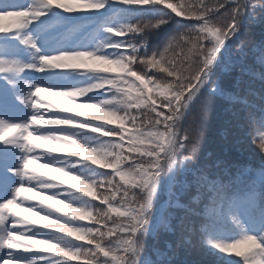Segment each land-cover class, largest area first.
I'll list each match as a JSON object with an SVG mask.
<instances>
[{
    "label": "snow or ice",
    "instance_id": "6c2138e0",
    "mask_svg": "<svg viewBox=\"0 0 264 264\" xmlns=\"http://www.w3.org/2000/svg\"><path fill=\"white\" fill-rule=\"evenodd\" d=\"M81 8H75L58 2V0H0V20L14 19L15 30L0 29V35L15 33L20 43L31 52V62H23L16 53H0V264H69L61 259L59 253L72 257H83L84 264H146L144 238L149 234V221L155 202L158 200L159 180L163 175L173 173L172 187L182 184L185 191L195 189V196L188 203H181L179 196L168 202L171 209L181 210L177 218L169 214L163 223L164 228L173 232L171 224L175 220L179 233L188 231L201 238V246L206 250H216L220 254L230 253L243 247V243L255 240L258 247L250 256L234 260L231 264H264V189L257 197L256 193L249 194L238 186L239 177L230 178L229 173H211L209 171H192L191 182L181 180L188 172L184 169L185 162L196 161L203 141V126L195 122L191 127H185L192 115V106L206 90L209 95L208 103L203 106L205 115L211 113L213 97L219 91L213 70L227 42L231 41L242 28L246 16L253 17L264 14V0H76ZM122 4L126 7L162 6L170 10L175 17L192 23L182 32L170 38L161 52L149 53L146 49V36L167 25L172 18L167 13L156 21L126 23L113 31L110 26L102 25L103 30L111 36L121 37L119 41H109L113 51H105L101 44L94 51L56 48L42 51L38 45L40 37H33L28 29L52 9L63 10L66 14L100 12L109 6ZM257 9L260 11L258 12ZM146 26L147 31H141ZM126 37V38H125ZM142 37L140 43L136 40ZM244 42L237 50L244 47ZM123 46L124 50H120ZM98 61L102 64L117 65L123 62L135 77L132 84H144L149 91L153 88L168 87L172 92L169 100L160 101L163 106L150 104L147 107H111L118 101L127 100L121 90L111 88L115 77L106 74L104 68H88L87 65L70 64L66 61ZM53 69H92L91 73L100 75V82L91 87L78 88L72 91L53 90L57 93H68L77 97L80 108L94 109L116 121V126L105 128L108 121L95 124L88 130H102V137H111L115 133L117 146L128 147V131L144 136L155 132L162 136L163 143L154 141L153 147L145 153L136 151L125 152L124 156L117 155L116 163L105 164L100 161V168L111 169L113 175L104 180L84 177L77 179L79 174L70 178L97 192L96 185L106 182L107 191L99 195L101 205L105 208L94 207L91 203L83 206L79 199L87 198L83 192L81 197L69 199L66 189L49 191L41 189V182H34L30 173L40 153L33 147L41 148L47 143H41L36 137H44L51 133H60L62 128H41L43 120L71 119L81 129L86 122H94L95 117H83L77 112L74 116L59 117L41 107L40 99L49 85L30 84L27 94L20 92L16 85L21 74L26 71L44 73ZM241 71L240 68L236 69ZM152 73V75H150ZM138 82V83H137ZM178 84L179 88L174 87ZM113 90L117 98L108 99L103 104L81 101L91 92ZM123 97V98H122ZM141 104L144 102L141 101ZM201 106V102L195 105ZM21 107L31 111L26 122H15L14 117ZM139 108V110H138ZM117 113H122L117 115ZM48 116L47 119L45 117ZM79 118V119H73ZM127 120L129 129L122 131L121 121ZM252 143L261 153H264V132L252 136ZM92 147V146H86ZM15 150V151H10ZM18 153V154H17ZM123 161V162H122ZM94 163V161H92ZM55 170V168L51 169ZM119 178V181L117 180ZM56 177H54L55 179ZM95 180V185L92 181ZM15 181V183H13ZM11 185V196L7 195ZM73 188V186L71 185ZM35 190L36 193H47L45 199L51 204L44 205L26 203L21 199L25 193ZM80 192V189H77ZM81 193V192H80ZM95 199V197H93ZM91 201V200H89ZM56 205H61L57 207ZM72 209L80 213L73 216ZM87 209V210H86ZM98 209L102 210L97 211ZM167 211V209H165ZM37 216L45 223L37 225L34 220L20 218V213ZM113 214L117 219H113ZM87 217L94 221L88 225L79 221ZM242 221H250L260 228L258 235H250L244 229ZM230 225L240 229L242 235L233 242L212 239L213 235L223 234ZM54 230H49L53 229ZM39 227L54 235L49 238L38 237L35 229ZM61 229L66 231L62 234ZM82 236L87 247H81L69 234ZM71 241V242H68ZM43 245L36 248L34 245ZM180 244H177L179 247ZM170 247V246H169ZM16 249V251H14ZM52 250L56 254L48 255ZM20 253L37 255L30 260L18 256ZM237 255H240L237 252ZM175 258V253L167 257L169 264Z\"/></svg>",
    "mask_w": 264,
    "mask_h": 264
},
{
    "label": "trees",
    "instance_id": "16d2710c",
    "mask_svg": "<svg viewBox=\"0 0 264 264\" xmlns=\"http://www.w3.org/2000/svg\"><path fill=\"white\" fill-rule=\"evenodd\" d=\"M170 2L174 3L175 0H170ZM117 5L120 6L117 13L106 15L103 19L101 16L108 13L113 8L112 6L93 15H91L92 12L81 13L84 16L98 17L97 20L92 22L93 32L98 35L97 42L93 45L94 50L101 44H105V51L111 52L114 49L109 41L115 42L122 39L105 32L102 25L110 26L115 31L126 23L156 21L167 13L172 17L169 23L154 32L148 33L146 36L147 51L149 53H158L164 49L171 37L184 31L192 23L191 21L175 17L170 10L163 9L159 5L151 7ZM78 11L87 10L79 7ZM257 11L259 12L260 10L257 9ZM141 40L142 37H138L136 42L140 43ZM241 41L245 45L242 49L237 50V46ZM120 50H124L123 46H121ZM75 64L87 65L88 68L107 69L106 74L115 77L110 87L121 90L124 93V96L127 97L128 108L137 107L138 105L139 107H147L150 104L163 106L160 101L169 100L173 95L168 87L153 88L149 91L144 84H139V87H137L136 84L130 83V81L135 80V77L129 68L124 66L123 62L117 65H109L98 61L84 60L76 61ZM237 68H240L241 71H237ZM73 71L83 80L80 88L91 87L94 83L100 82V75L91 73L92 69ZM213 76L219 91L213 97L211 113L205 115L203 111V106L208 103L207 97L209 93L206 90H202V95L192 106L193 116L189 118V121L184 122L185 127H191L194 122L202 125L203 141L196 161L194 163L185 162L184 169L187 170L188 174L185 177L182 170L180 179H187L188 182H191L192 171L203 170L221 174L227 171L230 178L239 177L237 186L242 191H247L249 194L255 192L257 197H259L262 189H264V153H261L253 145L252 136L259 135V132H264V14L255 17L251 15L245 17L242 21L241 31L225 45L223 56L214 67ZM115 98H117V94L114 90L110 94L104 90H97L80 99L81 101L103 104L105 100ZM141 101L144 103L141 104ZM79 102L78 100L77 103ZM200 102L201 106L196 107L195 105ZM77 103L75 102L70 106L65 116H74L77 112H81L84 114L81 118L92 116L96 119L94 122H86L83 129L71 119L65 121L71 128L73 127V134L77 140L69 151V157H66L69 159L67 175L69 178L67 181L68 186L64 187L67 190L65 194L69 199H76L81 197L83 192H87L89 194L88 197L79 199L78 203H83L84 206L91 203L94 207L105 208V205L100 204L98 193L101 195L106 193V182L96 185L98 192L96 193L85 184H80L70 177L79 174L77 179L84 177L95 180L107 179L113 173L111 169H99L100 161L105 164H111L116 163L117 155L123 157L125 152L136 151L145 153L153 147L154 141L163 143V139L161 135L155 132L140 136L128 131L127 148L122 145L110 144V141L115 142V133L111 137H102L101 132L105 128L115 127L117 122L102 112L80 108ZM111 107L116 106L112 105ZM119 108L123 109L125 107L120 106ZM121 114L117 113V115ZM73 119L79 118L73 117ZM105 121H108V126L102 125V130L95 132L88 130L95 124ZM120 123L122 131L129 129L127 120H122ZM109 145L110 147H108ZM172 176L173 173L163 175L158 182V200L155 202L152 219L149 221V234L144 238L145 250L143 255L145 256L146 264H169L167 257L173 256L174 253L175 258L172 259L171 264H231L234 260L242 261L245 256H250L255 249L250 251L247 246L222 254L216 250H206L204 249L206 244L204 247L201 246V238L198 235L188 231H184L182 234L179 233L176 230L175 220L171 224L174 229L173 232H169L164 228L163 223L168 219L169 214H173L177 218L181 214V210L169 208L168 202L174 201L179 196L181 203H188L196 194L194 188L185 191L182 184L172 187ZM95 180L92 181L94 185ZM117 180L119 181L118 177ZM77 189H80L81 193ZM71 211L73 216L81 215L72 209ZM97 211L102 212L100 209ZM112 218L117 219L114 214ZM79 222L88 225L94 224V221L87 217L82 218ZM252 225L259 228L257 224L252 223ZM49 230H54V226L53 229ZM60 231L63 234L66 230L61 229ZM226 231L232 235H237L238 237L235 239L240 238L242 234L235 225H230ZM47 232L48 237L54 235L48 230ZM249 234L258 235L259 232H250ZM69 237L79 243L81 247H87L83 244L86 241L82 236L71 233ZM212 239L224 240L220 234L213 235ZM235 239L224 241L233 242ZM178 243L180 244L179 247H177ZM237 252L240 255H237ZM50 254H56L55 250H52L48 255ZM59 257L68 260L69 264H84L83 257H72L63 252L59 253Z\"/></svg>",
    "mask_w": 264,
    "mask_h": 264
},
{
    "label": "rangeland",
    "instance_id": "374dc122",
    "mask_svg": "<svg viewBox=\"0 0 264 264\" xmlns=\"http://www.w3.org/2000/svg\"><path fill=\"white\" fill-rule=\"evenodd\" d=\"M82 1V0H81ZM58 2L63 3L65 5H67L68 7H70V4L72 2H76V0H58ZM57 10V9H54ZM59 14H61L59 12ZM51 16V15H50ZM58 25V34L60 35V29L61 27L64 28V21L61 22V19L59 18L58 20H56ZM17 22L14 19H5V20H0V29H9L14 31L15 30V24ZM44 23V24H43ZM45 22L43 20V17H41L39 20H37L36 22L33 23V36L35 37H40V39L38 40V43L41 44L44 43L42 41L43 36H44V31L43 29H45ZM49 35H54V33L49 32ZM80 32L76 31V34L74 33V35H72L71 39H70V43H67L64 47L68 48V49H72L71 48V44L72 42L74 43V41H76V39H79ZM1 39H5L7 40L8 38H10V42H8L7 45L2 46L0 48V53H16L17 51H21L22 49L19 50H15V51H10V45H13L14 42L18 41V37L15 33H10V34H2L0 35ZM47 44L44 43L43 45V49L44 52H47L49 49H56L58 46L55 45L57 42H59L57 39H47L46 40ZM78 44V43H76ZM76 44L74 43L73 45L76 46ZM73 46V47H74ZM64 47H59V48H64ZM84 47H81L80 49H83ZM43 51V50H42ZM17 58L20 59L23 62H31V52L23 49L21 52H19V55H17ZM66 63H70V64H74V61H66ZM34 71H26L25 73L21 74V76L18 78L17 80V89L22 92L23 94H27V92L29 91V85L32 84L30 83V81L27 78V74L28 73H33ZM69 69H53L50 71H46L44 73L41 74L40 77V83H37L39 85H49L50 90L45 89L44 93L41 94L40 99L43 101V103L41 104L42 108H45L47 111H49V116L51 115V111H53V109L57 108V107H67V104L70 103H74V96H71L68 93H57L53 90H61V91H72V90H76L78 89L79 85V79H75L74 81L71 80V75L68 73ZM24 113H26L25 108L21 107L19 113L14 117L15 122H26L27 117L30 116H26L25 118H22V116L24 115ZM57 116H60V113L55 114ZM20 117V118H19ZM48 116L45 117V119H47ZM39 127L41 128H61L59 125V122H57L56 119H50V120H43L42 122L39 124ZM60 133H63L62 131L57 130ZM63 135V134H60ZM56 137L58 138V133H51L47 136L44 137H36L37 140H48L51 141L53 140L55 142V145L53 146L54 150H57L58 147L61 144V142L65 141L60 139H56ZM66 142V141H65ZM33 147L41 154L40 158L47 160L48 163L43 164V160H36V163L32 165V169H30V173L32 176V179L34 182L39 181L41 182L39 184V187L41 189H47L49 191H54L55 190V186H53L52 190L48 188V186L50 184H58L61 182H64L66 180V178H68L67 174V167L66 165H60V164H56V160L54 158L55 153H53V150L51 149L52 145L50 143H47V145L42 146L41 148H37L36 145H33ZM10 151H15V150H10ZM45 154V155H44ZM55 168V170H51ZM54 177H56L54 179ZM15 183V181H13ZM10 192V189H8ZM47 193L45 192H40V193H36L35 190H33V192L30 193H25L23 194V200L26 201V203H35V204H40L41 201H43L44 205H48L51 204L49 200L45 199ZM57 207H60L59 205H56ZM65 211H67V209H65ZM20 218L21 219H32L34 221H36V223H39V217L37 216H32L29 215L26 212H21L20 213ZM244 224H246V221H243ZM248 223V222H247ZM14 251H16V249H14ZM18 256H22L23 259L25 260H30L32 259V255H30L29 253H20L17 252Z\"/></svg>",
    "mask_w": 264,
    "mask_h": 264
},
{
    "label": "clouds",
    "instance_id": "9594fccd",
    "mask_svg": "<svg viewBox=\"0 0 264 264\" xmlns=\"http://www.w3.org/2000/svg\"><path fill=\"white\" fill-rule=\"evenodd\" d=\"M141 31H147V28L146 26H141ZM174 87H176L177 89L179 88V85L178 84H174L173 85ZM115 106L117 108H119L120 106H124V107H127V100H121V101H118ZM41 143H50V141L48 140H40ZM110 147V145L108 146ZM195 161L193 160V163ZM82 207L84 206V204L82 203L81 204ZM244 246H247L249 248V250L253 249V248H256L258 247V243L255 241V240H249V241H245V242H242Z\"/></svg>",
    "mask_w": 264,
    "mask_h": 264
}]
</instances>
